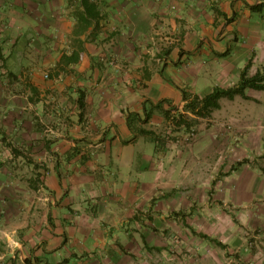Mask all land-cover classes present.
<instances>
[{
    "label": "crops",
    "instance_id": "1",
    "mask_svg": "<svg viewBox=\"0 0 264 264\" xmlns=\"http://www.w3.org/2000/svg\"><path fill=\"white\" fill-rule=\"evenodd\" d=\"M41 39L53 42L42 45ZM36 54L46 55V60L25 68L30 89L44 92L38 88L41 69L59 68L46 90L75 107L70 119L56 112L58 134L50 130L51 135L39 138L38 131L21 139L31 149L65 151L60 156L45 152L43 157L54 194L40 207L46 214L38 245L41 256L55 264L118 262L132 245L125 230L138 224L136 210L125 201L130 171H135L134 147L146 145L137 129H131L130 115L142 118L146 102L185 103L183 92L207 84L213 74L222 87L231 88L249 64L251 76L264 73V0H0L5 72L18 77L25 67L20 63ZM172 73L177 82L167 76ZM197 94L201 96L199 90ZM43 115L53 118L48 110ZM18 132L17 127L13 133ZM86 151L94 158L88 159ZM152 159L144 155L143 161ZM90 160L91 171L103 176L109 167L119 183L110 193L103 176L104 191H96V203L79 204L82 183L89 178H80L78 171L65 177L62 168L89 166ZM110 194L113 200L108 201ZM177 209L143 207L140 220L158 230L179 228L171 216ZM192 220L187 225L195 228ZM2 233L7 246L0 244V264L28 261L19 239Z\"/></svg>",
    "mask_w": 264,
    "mask_h": 264
},
{
    "label": "rangeland",
    "instance_id": "2",
    "mask_svg": "<svg viewBox=\"0 0 264 264\" xmlns=\"http://www.w3.org/2000/svg\"><path fill=\"white\" fill-rule=\"evenodd\" d=\"M49 42L53 40L41 39L42 45ZM34 56L20 63L25 67L18 77L5 72V60L0 56V244L7 246L2 232L9 233L19 239L21 251L29 259L19 260V264H55L45 261L38 248L46 223L40 207L54 194L48 186L49 167L43 157L45 152L60 156L65 151L31 149L22 140L38 131L39 138L51 135L50 130L58 134L56 112H65L70 119L75 107L74 103L57 101L60 96L46 90L58 78L59 68L41 69L38 88L44 92L30 89L25 68L46 60L44 54ZM175 75L167 76L177 82ZM206 81L188 94L197 96L199 90L200 97H205L207 90L222 87L214 74ZM248 95L250 100H222V108L208 118L192 115L186 103L172 105L168 101L146 102L148 117L144 112L141 120L132 116L138 136L146 142L143 147L141 143L134 147V170L143 171V175H135L131 169L132 179L126 186L125 201L136 210L138 224L125 230L132 245L124 250L122 261L97 264H264V92L249 90ZM47 110L53 118L46 120L43 112ZM38 112L41 116L35 115ZM86 153L88 159L94 158ZM144 155L153 157L151 162L143 161ZM91 160L89 166L78 165L76 169L62 168L58 163L65 177L78 171L80 178H89L86 185L82 183L79 204L96 203V191H104L103 176L110 193L119 183L109 167L103 169V176L91 171ZM153 166L157 171H150ZM51 167L56 172L54 162ZM111 196H107L108 201L113 200ZM147 206L163 211L178 208L171 220L179 228L158 230L144 224L141 210ZM192 218L195 228L187 225ZM69 264L79 263L74 260Z\"/></svg>",
    "mask_w": 264,
    "mask_h": 264
},
{
    "label": "trees",
    "instance_id": "3",
    "mask_svg": "<svg viewBox=\"0 0 264 264\" xmlns=\"http://www.w3.org/2000/svg\"><path fill=\"white\" fill-rule=\"evenodd\" d=\"M258 9V8H255ZM262 9V7H260ZM251 64H249L241 73L239 83L231 88L216 87L209 95L205 97L194 96L191 97L187 92H183L186 109L192 115L201 118L211 117L215 111L222 108L221 101L226 99L234 101L237 98L250 100L248 96L249 90L264 92V73L258 72L251 76ZM15 76V75H11ZM83 106V105H81ZM169 114L167 113V116ZM132 116H137L141 119L139 114H131L129 117V125L133 132L136 133V128L132 124ZM141 134H147V131L141 130ZM220 244V243H219ZM221 245V244H220Z\"/></svg>",
    "mask_w": 264,
    "mask_h": 264
}]
</instances>
